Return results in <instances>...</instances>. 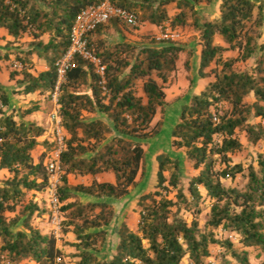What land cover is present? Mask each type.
Returning a JSON list of instances; mask_svg holds the SVG:
<instances>
[{
	"label": "trees",
	"instance_id": "1",
	"mask_svg": "<svg viewBox=\"0 0 264 264\" xmlns=\"http://www.w3.org/2000/svg\"><path fill=\"white\" fill-rule=\"evenodd\" d=\"M102 1L0 0V27L12 42L31 37L25 48L13 52L23 67L12 71L11 78L23 75L17 82L24 92L40 91L50 98L57 78L55 63L70 45L76 16ZM110 2L136 15L133 29L151 23L163 33L166 25L198 32L202 45L198 74L211 80L182 105L171 129L172 147L183 150L197 173L186 184L181 160L159 153L157 183L137 202V230L123 222L117 227L115 253L105 260L99 257L108 236L106 227L116 215L114 206L107 201L84 203L75 192L115 199L130 194L143 172L144 141L157 136L163 126V120L155 118L168 106L165 88L179 69L181 55L186 54L184 67L189 71L193 54L185 42L172 38L148 45L112 44L107 30L122 23L112 18L88 35L89 48L105 66L103 73L75 55L60 90L59 114L68 133L58 187L61 238L32 223L33 216L45 209L29 193L44 192L50 176L45 165L48 140L40 159L34 156L45 129L19 119L14 110L7 112L9 96L0 85V169L10 173L0 184V264L24 260L62 264L65 254L59 239L75 248L73 264H182L186 257L190 264H210L214 247L218 254L213 264H252L248 247L264 254V148L247 162L235 161L233 155L244 149L241 133L250 143L264 146V3L222 0L219 16L207 19L197 5L213 0ZM35 55L48 65L38 74L33 72ZM255 56L254 65L240 67ZM96 112L106 114L112 125L89 116ZM253 118L259 121L252 123ZM109 171L114 182L69 183L70 174ZM205 207L208 218L202 226L199 217ZM68 234H73V241L65 240Z\"/></svg>",
	"mask_w": 264,
	"mask_h": 264
},
{
	"label": "crops",
	"instance_id": "2",
	"mask_svg": "<svg viewBox=\"0 0 264 264\" xmlns=\"http://www.w3.org/2000/svg\"><path fill=\"white\" fill-rule=\"evenodd\" d=\"M222 0H213L212 3H201L197 5V10L202 18L212 19L217 18L220 14V4ZM256 3H264V0H253ZM174 9L171 11L174 13ZM166 32H170L171 34H175L176 40H182L185 42L188 41V37L184 35V29H176L172 30L168 25H166ZM107 35L110 39V42L117 43L121 41H128L132 43H140L142 45H148L149 43H143L138 40H140L141 37L144 36V34H152L156 39H161L163 36V32L155 24L151 23H144L141 24L139 27L135 29L128 30L122 23H119V28H110L107 31ZM194 34L197 35V39L194 41H190L187 45L193 49V54L190 59V70L188 71V76L192 80H197L198 82H204L205 85L209 80H211V77L208 78H202L198 74L199 66H200V57H201V50L202 45L199 42V35L198 32H194ZM185 38V39H184ZM31 37L25 36L23 38H20L19 40L12 42L13 37L9 35L8 31L5 28L0 27V65H1V71H0V85L3 89L6 90L9 96V106L7 107V112L16 111V113H19L18 118L24 120L26 123L29 122H35L38 125L42 126L45 129V133L39 137V141L41 144L36 148L34 151V156L36 161H38L41 157V155L45 151V144L44 142L47 141L48 132L51 126L50 121V113L53 109V104L51 102V99L47 97L45 94L41 93L40 91L35 92H24L23 86H20L18 84V80L22 79L23 75L18 73L15 75V78H11V72L13 71L11 65L12 62L15 60L14 51L21 50L22 48L26 47L27 41H30ZM218 43L223 44L222 40L217 37L216 38ZM261 52L258 51L256 56L260 54ZM233 52H228L227 55H232ZM256 56L253 59V62L251 65L255 64ZM34 61L36 64V68L33 70L35 74H38L42 71H45L48 69V65L45 61L39 59L37 55L34 56ZM22 68L18 69L17 71L20 72ZM205 85L200 87L198 91H194L192 93H198L200 92ZM191 95V96H192ZM190 96V98H191ZM190 98L187 103H189ZM185 103V104H187ZM31 106H35V109L27 114H22L20 111L23 109H27ZM91 118H99L107 122L109 125H112V122L108 119L107 115L102 112H96L89 114ZM178 121V120H177ZM173 122V125H171V129L177 122ZM184 153V152H183ZM184 156L186 157L185 153ZM187 160V158H186ZM157 167V164H156ZM10 175L9 171L5 168L0 169V184L3 180L8 178ZM94 179H97L99 181H111L114 182L115 176L114 173L109 172H102L96 175L88 174V175H76V174H70L69 175V183L71 185H78V184H85L89 185L93 182ZM133 190V189H132ZM131 190V192H132ZM131 192L127 196L121 198V199H115V198H98L86 193L82 192H75L76 195L79 197V199L86 203L90 201H107L111 203L114 206L116 215L113 219V221L106 227L108 231V236L106 240V244L104 248L98 253L99 257L103 260L108 259L113 253L116 251V247L118 244V233H117V227H119L123 222H126L131 229L137 230L138 228V222L140 218V213L136 208H138L137 202L139 198L130 200ZM31 197L35 201L38 202L40 207H42V200L43 194L37 191H32L29 193ZM32 223L34 226L40 228L45 233H50L52 229V225L49 222V219L47 217V213L45 210L41 213H36L33 216ZM60 238V237H59ZM66 241H73L74 236L73 234H68V237H65ZM59 246L62 248L63 252H70V249L68 248L69 245L65 244V242L61 239H59ZM250 251L255 250L254 247H248ZM258 252H262L261 250L257 249ZM264 255V254H262ZM258 257L262 258L260 255ZM251 252L250 259L252 264H257V262L260 261V258H258ZM186 263H189V259L186 257L184 260ZM21 264H36L34 261L30 260H24ZM73 264V263H71Z\"/></svg>",
	"mask_w": 264,
	"mask_h": 264
},
{
	"label": "built area",
	"instance_id": "3",
	"mask_svg": "<svg viewBox=\"0 0 264 264\" xmlns=\"http://www.w3.org/2000/svg\"><path fill=\"white\" fill-rule=\"evenodd\" d=\"M112 18H118L132 26L138 24L135 14L112 4L110 0H103L98 5L89 6L76 16L71 29L70 45L67 51L59 57L55 63L57 78L55 86L50 94L53 109L50 113L51 126L47 137L50 143V149L45 158V165L50 176L48 185L42 194L47 201V208L49 211L48 219L52 225V233L57 237L61 236L62 231V202L60 201L58 193L61 175L63 174L61 155L66 148V140L68 138V133L62 124L59 114L61 107L59 103L61 86L65 81L67 72L72 65L75 55H81L85 59L93 62L98 67L99 71L103 73L105 66L101 64L100 59L89 48L88 35L98 25L106 23ZM162 38L175 39L176 36L170 32H165ZM11 67L13 70H18L22 68L23 65L20 61L15 59Z\"/></svg>",
	"mask_w": 264,
	"mask_h": 264
},
{
	"label": "rangeland",
	"instance_id": "4",
	"mask_svg": "<svg viewBox=\"0 0 264 264\" xmlns=\"http://www.w3.org/2000/svg\"><path fill=\"white\" fill-rule=\"evenodd\" d=\"M120 22H122V24L128 30L133 29L131 25L129 26L123 21H120ZM183 31L185 32L184 35L188 37L186 38L188 39V41L187 40L185 41L186 44H188L190 41H193V40L195 41L197 39V35L194 34L195 30L192 27H186L184 28ZM153 40H156V38L152 34H144V36L141 37L140 40L138 41L150 44L153 42ZM180 41H183V39ZM185 59H186V54L183 53L180 57L179 69L177 73L172 78V82L168 84L165 88L166 93H167L168 106L164 114H162V112H159L155 118V121L160 120V119L163 120V126H162L160 133L157 136L144 141L146 157H145L144 164H143V172L139 175L137 185L133 188L131 192L130 200L134 198L137 199L142 194L154 189L157 183L156 156L161 152H168L172 156L178 157L181 160V173H182V177L186 184L188 183L189 179L197 173V171L193 168L192 164L188 160H186L183 150H176L171 145V125H173V122L179 120L182 105L187 103L192 93L196 90L198 91V89L202 87V85L204 86L205 81H206L205 80L204 82H198L197 80L194 81L190 79V77L188 76V70H186L184 67ZM253 59L252 58L249 59L246 63H240V67L246 68V67L252 66L251 64L253 62ZM249 101L253 102L254 97L250 96ZM258 121H259V118H253L251 120L252 123H256ZM240 137L244 143V149L239 151L235 155H233V159L235 161L247 162L251 160L252 157H254L258 152L263 150L264 146L262 144L250 143L247 140L245 133H241ZM41 200H42V207H44L47 213V217L49 218L48 210H47V201L44 196L41 198ZM137 209L138 208H136V211ZM208 210L209 208L205 207L204 211L199 217L200 224L202 226L204 225L205 221L208 218V215H207ZM50 231H51L50 233H52V230ZM61 237L62 235L60 236V238ZM67 237L68 235L66 236V238ZM68 248L70 249V252H64L65 256H64V260L62 264H71V263H74L75 261V257L73 256L75 248L71 245H69ZM251 252L255 254V256L257 257L258 255L262 257V258L258 257L260 258V261L257 262V264H264V255H262L263 252H258L257 249L252 250ZM212 253H213L212 256L208 258V261L210 262V264H213L217 261L216 257L218 254V248L217 247L212 248ZM182 264H187V263L186 261L185 262L183 261Z\"/></svg>",
	"mask_w": 264,
	"mask_h": 264
}]
</instances>
